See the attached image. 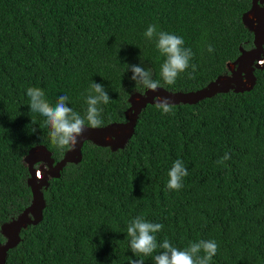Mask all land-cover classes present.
Listing matches in <instances>:
<instances>
[{"label":"trees","instance_id":"16d2710c","mask_svg":"<svg viewBox=\"0 0 264 264\" xmlns=\"http://www.w3.org/2000/svg\"><path fill=\"white\" fill-rule=\"evenodd\" d=\"M252 8V0H0V244L2 226L32 202L29 152L44 146L58 161L68 151L52 145L44 118L30 113L29 87L43 89L53 105L67 95L83 116L90 85L101 83L110 96L100 105L101 128L126 124L129 100L140 93L129 66L142 60L161 79L165 57L144 37L149 25L192 49L196 71L162 87L192 92L253 46L243 22ZM225 153L230 159L218 164ZM82 155L49 181L41 220L22 230L6 264H129L139 259L126 234L137 216L164 225L158 244L167 238L183 249L214 240L210 264H264V69L250 91L174 105L170 114L148 105L123 149L87 141ZM176 160L188 169L178 192L166 188Z\"/></svg>","mask_w":264,"mask_h":264},{"label":"clouds","instance_id":"9594fccd","mask_svg":"<svg viewBox=\"0 0 264 264\" xmlns=\"http://www.w3.org/2000/svg\"><path fill=\"white\" fill-rule=\"evenodd\" d=\"M143 35L147 40L155 41L157 51L165 57V60L160 68V80L152 78L151 70L142 66V60L141 65L129 66V70L132 72L130 79L134 81L135 89L142 95L149 90L155 92L164 85H174L180 74L186 72L189 67L192 68L193 73L196 71V65L190 64L194 55L192 49L184 47L182 37L158 31L156 25H149ZM207 51H213L211 45L208 46ZM227 71L229 70L227 69ZM189 78H194L192 73H189ZM26 94L30 113H38L44 118L40 128L48 129L51 144L60 150H73L78 142V137L82 136L86 127L93 129L102 127L101 113L103 109L100 105L110 102V96L104 85L97 82H93L89 87L85 98L87 108L83 116L68 106L69 97L67 95L59 96L53 105L47 101L44 90L39 87H29ZM155 101V107L162 114L173 113L174 104L168 97L157 96ZM32 124H36L33 118ZM35 131L36 129L32 127L31 132ZM228 159L230 156L225 153L217 163L222 165ZM187 176L188 169L184 162L182 160L174 161L168 171L167 190L180 191L183 188V179ZM163 228V224L150 222L144 216H137L128 222L126 234L129 238L130 250L135 257L139 258L130 259L129 264H145L144 257H152L154 264H210L217 253L218 245L214 240L193 241L183 249L174 246L167 238L158 244L156 233ZM158 248L162 251L153 256Z\"/></svg>","mask_w":264,"mask_h":264},{"label":"water","instance_id":"95a60500","mask_svg":"<svg viewBox=\"0 0 264 264\" xmlns=\"http://www.w3.org/2000/svg\"><path fill=\"white\" fill-rule=\"evenodd\" d=\"M257 1L260 3L259 22L244 23L253 33L254 43L250 49L240 48L241 55L237 59L238 68L233 74L227 71V73L222 74L215 82L204 89L192 92L173 93L161 87L155 92L149 90L144 95L135 93L132 98H137L135 100L136 102L132 99L129 100L134 106L132 122L95 129L86 127L82 136L78 137L75 148L68 150L67 154L58 161L52 157V154L44 146H37L29 152L25 162L28 166L30 176L27 184L33 186L31 190L32 202L20 216L2 226L1 234L4 237V244H0V264H6L9 251L21 243L22 230L28 225L37 224L41 220L43 210L46 206L47 199L45 197V191H47L50 185L49 181L54 178H60L62 171L71 163L78 164L81 162L83 158L82 149L85 142L89 141L97 146L109 147L112 151H117L119 149L117 145L121 144L118 133L124 130H131V135L128 136V139L131 138L141 112L148 105H155V97L157 96L168 97L174 105H196L218 94L228 93L230 91L235 93L245 92L243 80L246 76H250L253 79L254 85L255 72L264 69L258 68L256 64V61L264 56V0H252V3L256 5ZM100 133L102 134L101 141L90 138L92 135ZM108 135L112 136L115 140V144L112 147L104 141ZM39 166L45 167V173L41 171V175L37 174V168ZM8 228L12 229L10 234L8 233Z\"/></svg>","mask_w":264,"mask_h":264},{"label":"built area","instance_id":"2783aa9c","mask_svg":"<svg viewBox=\"0 0 264 264\" xmlns=\"http://www.w3.org/2000/svg\"><path fill=\"white\" fill-rule=\"evenodd\" d=\"M259 1H257L256 2V6H259ZM256 20H254V22H255ZM243 22L246 24V23H248L247 22V11L244 13V15H243ZM253 22V23H254ZM264 55V54H263ZM264 62V56L263 57H261L260 59H258L257 61H256V64H257V66L258 67H263V66H261L259 63L260 62ZM238 68V62H233V63H230V64H228V70H229V72L231 73V74H233L235 71H236V69ZM243 82H244V91L246 92V91H250L251 89H252V87H253V79L250 77V76H246L245 78H244V80H243ZM130 99H132L134 102H136L135 100H137V98H130ZM130 107H129V109L126 111V113H125V117H126V120H127V122H132V119H133V113H134V106H133V104L130 102ZM112 125H116V124H112ZM121 132H124V134L126 135V137H125V140H123V141H120L121 142V144H119V145H117L118 147L117 148H119V149H122V148H124L125 147V145H126V143H127V141H128V136H130L131 135V130H124V131H120L119 133H121ZM109 139V140H108ZM120 139V138H119ZM104 141L109 145V146H113L114 144H115V140H114V138L112 137V136H110V135H108L105 139H104ZM69 150V149H68ZM39 152V151H38ZM42 152L43 153H45V151H43L42 150ZM37 153V152H36ZM65 154H67V152H65L64 153V156H65ZM63 156V157H64ZM73 165H76V164H74V163H71L70 164V166H73ZM38 170H37V174H39L40 173V175H41V171H43L44 173H45V167L44 166H39L38 168H37ZM42 178V177H41ZM28 187L30 188V190H32V188H33V186H30V185H28ZM40 218V217H39ZM38 218V219H39Z\"/></svg>","mask_w":264,"mask_h":264},{"label":"bare ground","instance_id":"6f19581e","mask_svg":"<svg viewBox=\"0 0 264 264\" xmlns=\"http://www.w3.org/2000/svg\"><path fill=\"white\" fill-rule=\"evenodd\" d=\"M258 15H259V6H256L255 4H253V8H252L251 12H249L247 14V22H249V23L250 22H254V20H256L257 22H259ZM259 64L261 66H264V62H262V61ZM258 68H262V67H258ZM124 135H125L124 132L118 133V137L119 138L122 137V136H124ZM101 136H102V134L100 133V134L92 135L90 138H92L94 140L101 141ZM120 141H122L121 138H120ZM11 231H12V229L11 228H8V233L9 234L11 233Z\"/></svg>","mask_w":264,"mask_h":264}]
</instances>
